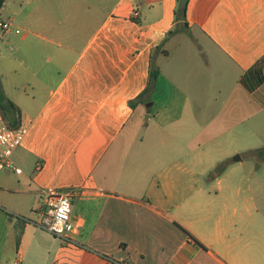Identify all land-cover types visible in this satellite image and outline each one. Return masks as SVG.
<instances>
[{"label": "crops", "instance_id": "0c3cea01", "mask_svg": "<svg viewBox=\"0 0 264 264\" xmlns=\"http://www.w3.org/2000/svg\"><path fill=\"white\" fill-rule=\"evenodd\" d=\"M178 6L4 2L0 23L12 28L0 29V47L13 55L0 69V109L28 134L12 157L24 170H0V264L8 250L14 264H264V173L226 159L219 144L240 129L254 133L251 120L264 118V0L188 1L187 33L208 42L235 78L229 93L210 95L179 91L165 74L182 46L167 47L185 26ZM46 189L79 192L77 229L56 250L37 223ZM19 215L27 222L17 245Z\"/></svg>", "mask_w": 264, "mask_h": 264}, {"label": "rangeland", "instance_id": "374dc122", "mask_svg": "<svg viewBox=\"0 0 264 264\" xmlns=\"http://www.w3.org/2000/svg\"><path fill=\"white\" fill-rule=\"evenodd\" d=\"M187 31L188 27L182 26L181 29L175 31V38L168 43L167 47H172L173 45L179 43L182 46L178 56L175 55V57L170 59L168 67L164 69L165 74L168 73L173 82L177 85L179 91H184L188 88V91H190L192 95L197 92L196 89L198 88L204 89L206 94L209 95L214 94L218 88H221L225 93H229L234 87L233 81L235 79L234 76L228 77V72L231 67L229 65L227 66V64L222 61V56L214 48H212L208 42H205L202 37H199L197 34L194 37H190L191 32L187 33ZM41 43L45 44L44 42ZM202 49L208 54L205 53L199 55L201 60H195L194 54L196 52H201ZM207 49L212 50V53L207 51ZM188 54H191V57ZM12 55V51L7 48L0 47V69H5V64L7 61L12 59ZM155 62L163 65V63H166V58H164L161 53H156ZM6 87V78L2 77L0 74V104L5 111H7L6 95L4 92ZM191 104L193 108H196L199 102L192 101ZM251 121H253L254 124V133L247 135L245 133H241L240 129L238 130L233 143L230 141L225 142V139L219 140V144L223 147L221 154L225 155L223 157H226V159L229 160H234L239 156L242 159L240 164H243V168L245 170H255L258 173H264V118L256 116ZM249 147H258L260 150L250 153ZM208 151L211 152V150ZM17 165L22 172L24 168L19 164ZM217 168L218 165L215 166L214 172L217 171ZM3 196L7 199H13V196L10 194H4ZM41 198L43 200V196ZM74 202L76 203L77 201H73V203ZM3 208L6 211L11 212L8 208H6V206H3ZM40 212V219L37 223L40 230L43 232L42 236L44 238V243L47 247L52 246V248L56 250L58 248L59 237H56L43 229L41 222L45 215L44 209ZM19 217L25 219L23 216L19 215ZM7 221H10V219L8 218ZM55 239H57L56 243L50 244ZM3 259L2 264H14L16 258L15 255L8 250L6 255L3 256ZM50 259L51 260H48L47 264L51 263L52 258ZM39 263H44V261L41 260L37 262V264ZM24 264L36 263L25 262ZM66 264H75V260L73 258L69 259Z\"/></svg>", "mask_w": 264, "mask_h": 264}, {"label": "built area", "instance_id": "2783aa9c", "mask_svg": "<svg viewBox=\"0 0 264 264\" xmlns=\"http://www.w3.org/2000/svg\"><path fill=\"white\" fill-rule=\"evenodd\" d=\"M11 22L0 23L2 31H9ZM17 34L21 33L15 28ZM28 128L24 125L11 128L6 122L0 109V170L9 169L17 173L21 169L13 161L12 157L16 149L22 146ZM79 192L75 189L57 190L46 189L42 192L44 203V217L41 222L43 229L52 235L69 240L70 235L77 229L72 219L73 200L78 197Z\"/></svg>", "mask_w": 264, "mask_h": 264}, {"label": "trees", "instance_id": "16d2710c", "mask_svg": "<svg viewBox=\"0 0 264 264\" xmlns=\"http://www.w3.org/2000/svg\"><path fill=\"white\" fill-rule=\"evenodd\" d=\"M5 1L6 0H0V9L3 7ZM186 12H187V9L180 10L179 7H178L176 9L175 14H176V21L184 22V25L187 27V23H186ZM159 73H160L159 70H153L152 69L151 74H150L151 80H156L157 75ZM149 89H150V86H148V88H147L146 91H148ZM130 104L133 105V102H131ZM224 167H225V165L223 164L222 165V168H224ZM10 217H14V216L11 215ZM16 219L18 221L17 223H19L20 226H21V230H20V232L17 235V245H18L19 242H20V239H21L22 232H23V227H24L25 223L27 222V220H25L24 218H20V217H16Z\"/></svg>", "mask_w": 264, "mask_h": 264}, {"label": "water", "instance_id": "95a60500", "mask_svg": "<svg viewBox=\"0 0 264 264\" xmlns=\"http://www.w3.org/2000/svg\"><path fill=\"white\" fill-rule=\"evenodd\" d=\"M189 0H179V9L180 10H185L187 8ZM241 158L238 156L236 157V160H240Z\"/></svg>", "mask_w": 264, "mask_h": 264}]
</instances>
